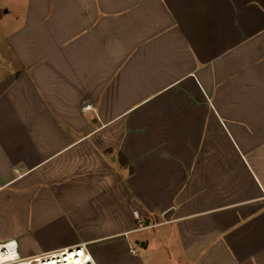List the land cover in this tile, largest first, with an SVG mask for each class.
Masks as SVG:
<instances>
[{"label": "crops", "instance_id": "1", "mask_svg": "<svg viewBox=\"0 0 264 264\" xmlns=\"http://www.w3.org/2000/svg\"><path fill=\"white\" fill-rule=\"evenodd\" d=\"M12 20L0 242L264 264V0H27Z\"/></svg>", "mask_w": 264, "mask_h": 264}, {"label": "built area", "instance_id": "2", "mask_svg": "<svg viewBox=\"0 0 264 264\" xmlns=\"http://www.w3.org/2000/svg\"><path fill=\"white\" fill-rule=\"evenodd\" d=\"M133 214L137 219V230L155 226V224L145 223L138 211H134ZM129 251L137 253L133 247H130ZM0 264H96V262L86 243L32 256H23L19 251L18 242L9 240L0 242Z\"/></svg>", "mask_w": 264, "mask_h": 264}, {"label": "rangeland", "instance_id": "3", "mask_svg": "<svg viewBox=\"0 0 264 264\" xmlns=\"http://www.w3.org/2000/svg\"><path fill=\"white\" fill-rule=\"evenodd\" d=\"M26 1L0 0V61H10L11 53L7 46L5 35L15 27L16 22L12 20L14 14H21L25 11ZM166 264H170V262H166Z\"/></svg>", "mask_w": 264, "mask_h": 264}]
</instances>
